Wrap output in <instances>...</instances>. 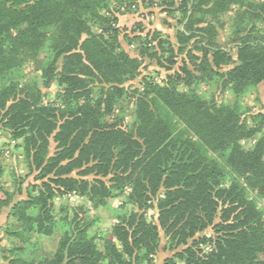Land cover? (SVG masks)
Here are the masks:
<instances>
[{
  "label": "trees",
  "instance_id": "obj_1",
  "mask_svg": "<svg viewBox=\"0 0 264 264\" xmlns=\"http://www.w3.org/2000/svg\"><path fill=\"white\" fill-rule=\"evenodd\" d=\"M128 2L0 0V129L34 176L2 191L5 234L22 243L5 264H154L160 232L171 252L163 264H264V112L242 104L264 86V0H142L177 12L180 28L175 44L159 32L124 35L141 59L119 39ZM142 58L166 71L159 83L131 84ZM29 65L38 80L23 82ZM71 195L83 202L57 217L54 200ZM120 198L110 229L92 233L88 204ZM33 236H58L54 252L35 255Z\"/></svg>",
  "mask_w": 264,
  "mask_h": 264
},
{
  "label": "rangeland",
  "instance_id": "obj_2",
  "mask_svg": "<svg viewBox=\"0 0 264 264\" xmlns=\"http://www.w3.org/2000/svg\"><path fill=\"white\" fill-rule=\"evenodd\" d=\"M128 3H134L135 5L131 7L130 12H126L123 15H117L118 17V27L120 29V41L122 44V47L126 53H128L131 57H139V49L134 46L133 48L128 47L126 44V41L123 40L124 35H128L130 38L142 35L145 36L147 34H153L156 32L161 33L163 36H166L169 38L171 43L175 44V33L177 29L180 28V25L178 24L179 15L177 12H171L169 10H165L163 8H160L156 5H149L142 0H129ZM126 5V3H124ZM124 5V6H125ZM125 10V9H123ZM230 16L231 13L228 12L224 15L223 21L226 22L227 25L223 28L218 29V42L222 45L227 44V36L229 35V29H230ZM44 54L40 55L39 62L42 61ZM160 55V54H159ZM232 55L234 57V52H232ZM141 59V58H140ZM142 67L140 69L141 75L131 84H134L136 86H139L138 83L140 79L143 77L153 79V81L159 83L161 79L166 74V71L164 69H161L157 62L155 60L142 58ZM23 75H24V81L37 79L39 73L37 71L36 66H25L23 68ZM201 91H207L209 93H214L217 97V102L220 103L222 101L229 102L231 101V98L228 94H226L225 91H222V88H216L214 86L212 87H201ZM42 102L48 103L52 102L55 99L56 93L58 92V88L56 85H52L48 89H42ZM223 92H225L223 94ZM242 104L247 108V110L250 112V115L257 114V113H263L264 112V86L260 85L255 91L251 92L249 95L244 97L242 99ZM125 105V104H124ZM127 113L125 117V123H128L130 120V107L126 106ZM248 120V119H247ZM249 121V120H248ZM252 141H245L243 143L245 148H250L252 146ZM18 142H11L9 141V135L8 133L2 131L0 129V149L3 151L2 156V165L4 174L0 179V198L3 197L2 191H8V192H16L18 189L19 180L22 178L23 184L22 186H26L28 183L33 182V175L28 174V169L21 158L20 150L17 147ZM54 145L51 144V152ZM19 197L16 195L15 200ZM83 202L82 199L76 197V196H67L61 199H55L54 205L56 210L57 217H60L62 214L60 213L61 207H66L67 212L70 213V210L73 207L81 205ZM122 202V199H114L108 202L109 208H98L97 210L92 209V207L88 204L89 207V214L92 217H95L97 219V224L93 230L92 233H96L97 231L104 232L110 229L111 225L114 222V211L119 208L120 204ZM260 207L264 211V201L260 203ZM148 217L155 216V211L148 210L147 212ZM10 224L11 221H8V209L2 210L0 213V264H5V259L10 256L9 250L16 247V245L21 246V242L19 240H13L9 236L5 234V230L7 228H13L12 226H8L7 224ZM211 234L210 231L206 232L205 235L209 236ZM58 239V236L52 237V238H38V237H32L31 243L34 244L38 242L40 246L36 249L35 255H45V254H51L54 252L56 241ZM166 239L163 237V233L160 232V249L157 254V256L154 259V264H163L164 260L168 257H170L171 252L166 250Z\"/></svg>",
  "mask_w": 264,
  "mask_h": 264
}]
</instances>
